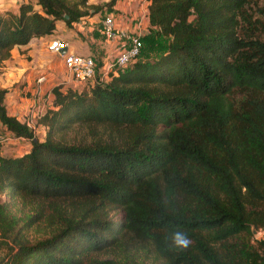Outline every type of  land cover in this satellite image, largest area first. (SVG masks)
<instances>
[{
  "label": "trees",
  "instance_id": "16d2710c",
  "mask_svg": "<svg viewBox=\"0 0 264 264\" xmlns=\"http://www.w3.org/2000/svg\"><path fill=\"white\" fill-rule=\"evenodd\" d=\"M34 1L39 11L26 2L0 13V64L56 20L70 26L89 12L87 0ZM255 4L148 0L153 55L104 84L53 86L42 140L7 114L0 88V124L30 141L19 156L0 154V264H264V14L254 17ZM74 124L106 136L57 137ZM10 202L32 214L20 224ZM35 224L30 241L23 230ZM177 229L191 240L185 250L165 245Z\"/></svg>",
  "mask_w": 264,
  "mask_h": 264
},
{
  "label": "crops",
  "instance_id": "0c3cea01",
  "mask_svg": "<svg viewBox=\"0 0 264 264\" xmlns=\"http://www.w3.org/2000/svg\"><path fill=\"white\" fill-rule=\"evenodd\" d=\"M6 0L7 4L0 0V13L10 12L16 13L20 3H26L27 0ZM89 1V0H88ZM109 0H105L107 2ZM16 2V3H15ZM89 3V2H87ZM148 0H114L110 7L103 6L98 11H90L89 14L81 16L86 23L84 31L74 29L71 24L67 26L62 20H56L52 32L42 37H33L26 44L13 46L10 50V56L3 60L0 64V88L5 90L2 103L7 114H20L34 102L35 78L43 74L44 82L39 86V95L45 96V104L51 107L52 96L50 89L57 83V80L64 79V69L61 63V57L50 53L46 49V43L50 38H59L67 43L66 52L79 55H91L99 64L101 60H105V56H109L112 52V44L105 42L99 33L101 17L105 13L113 16L115 27L118 29L132 32L137 25L147 33V12ZM34 8V6H33ZM50 54V58H47ZM0 129L8 136L7 143L12 140L23 141L24 150L21 153L0 154L4 156H19L30 149V141L15 137L0 124ZM39 134L36 135L38 140H42L44 131L41 127ZM10 137V138H9ZM17 147L10 148L11 152ZM1 149V148H0Z\"/></svg>",
  "mask_w": 264,
  "mask_h": 264
},
{
  "label": "built area",
  "instance_id": "2783aa9c",
  "mask_svg": "<svg viewBox=\"0 0 264 264\" xmlns=\"http://www.w3.org/2000/svg\"><path fill=\"white\" fill-rule=\"evenodd\" d=\"M144 17L146 19L147 12L144 14ZM71 26L78 31L86 29V23L82 17L71 22ZM149 27V24H147V30ZM98 30L104 41L112 44L111 54L105 56V60H101L102 62L100 61L99 65L91 55L66 52L67 43L64 40L56 37L49 39L46 43V49L48 52L61 57L65 74V77L63 76L64 79L57 80L54 86L59 85L61 90L70 88L80 91L87 86L104 84L109 80L110 75L123 71L138 58L142 47V37L145 35V31L143 33L140 24L137 25L134 31L127 32L116 28L113 16L105 13L101 17ZM63 48L64 51L60 52ZM44 80L45 76L43 74L35 78L34 102L24 112L12 115L32 131L34 138H36L38 128L41 127L43 129L39 123V119L49 107L45 104L44 98L46 97L39 95V86ZM4 141H6V137L0 133V144Z\"/></svg>",
  "mask_w": 264,
  "mask_h": 264
},
{
  "label": "rangeland",
  "instance_id": "374dc122",
  "mask_svg": "<svg viewBox=\"0 0 264 264\" xmlns=\"http://www.w3.org/2000/svg\"><path fill=\"white\" fill-rule=\"evenodd\" d=\"M8 2H11L9 0H7ZM26 2H29L31 4H33L34 9L35 10H40L39 6L35 4L34 0H27ZM89 2V3H87ZM4 4L6 3V0H3ZM12 3V2H11ZM16 3V2H15ZM105 0H87L86 4H87V12L90 13L91 10H93L90 6H95L96 9L95 10H99L101 9L104 4H105ZM255 5L254 7H251L252 13L254 15V17L257 18H262L263 14H264V0H255ZM107 8V7H106ZM2 13H5L4 11ZM87 13V14H88ZM147 39L145 38V36L142 37V47L140 50V54L138 57H140L141 55L148 54V57H151L153 55L152 51H147ZM47 58H50V54H47ZM102 62V61H101ZM99 65V64H98ZM99 67V66H97ZM40 129L37 130V134H39ZM106 129L102 126H98V125H90V124H74L71 125L68 129L64 130L62 133H60L57 137L60 138L61 140L68 142V143H78L81 141H88L90 140L91 136L94 135L95 137H105L106 136ZM0 133L5 135V132L0 129ZM41 133V131H40ZM6 141H4L3 143L0 144V150L2 151V153L5 154H14L15 152L18 151V153H21L24 150V147L22 146V144H24L23 141H19V140H12L10 137V141H8L7 143V137L6 136ZM15 145L17 147H21V148H17L15 151L11 152L10 148H14ZM4 197L0 196V200H2ZM10 212L13 214V216L17 217L19 220V223L21 224L25 218V216L32 214V212L30 211L29 207H25V206H19L16 202L12 203L10 202ZM112 216L114 219L119 220L121 218V212L120 210H113L111 212ZM39 225L35 224L32 225L30 227H28L27 229L23 230L25 236L28 238V240L32 241L34 240L35 237L40 235V230H38ZM261 234L259 232V230H254L252 232V241H254L255 239L260 238ZM102 256V255H101ZM105 256V255H103Z\"/></svg>",
  "mask_w": 264,
  "mask_h": 264
},
{
  "label": "clouds",
  "instance_id": "9594fccd",
  "mask_svg": "<svg viewBox=\"0 0 264 264\" xmlns=\"http://www.w3.org/2000/svg\"><path fill=\"white\" fill-rule=\"evenodd\" d=\"M164 242L168 248L185 250L190 246L191 240L187 233L177 229L167 235Z\"/></svg>",
  "mask_w": 264,
  "mask_h": 264
},
{
  "label": "water",
  "instance_id": "95a60500",
  "mask_svg": "<svg viewBox=\"0 0 264 264\" xmlns=\"http://www.w3.org/2000/svg\"><path fill=\"white\" fill-rule=\"evenodd\" d=\"M64 17H66V16H64ZM63 51H64V48L60 50V52H63ZM35 140H36V138H32V141H35ZM253 231H254V229L251 230V232H253Z\"/></svg>",
  "mask_w": 264,
  "mask_h": 264
}]
</instances>
